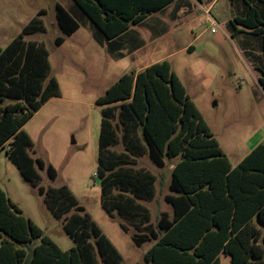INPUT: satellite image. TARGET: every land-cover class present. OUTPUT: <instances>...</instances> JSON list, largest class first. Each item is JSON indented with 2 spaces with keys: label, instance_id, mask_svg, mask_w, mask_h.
<instances>
[{
  "label": "trees",
  "instance_id": "16d2710c",
  "mask_svg": "<svg viewBox=\"0 0 264 264\" xmlns=\"http://www.w3.org/2000/svg\"><path fill=\"white\" fill-rule=\"evenodd\" d=\"M72 1L114 51L115 41L132 27L180 0ZM242 1V15L230 23L233 37L248 33L264 39V0ZM55 9L65 37L79 31L69 11L60 4ZM45 15L40 10L17 38L0 47V150L8 147L10 161L45 197L54 217L63 220L76 247L62 251L0 188V264H123L122 254L67 185L40 186V171L52 181L58 173L32 157L33 141L24 127L61 97L59 82L50 76L49 51L27 40L45 32ZM65 41L59 37L55 44ZM259 82L264 90V78ZM97 105L102 108L96 174L102 207L110 217L118 214L134 225L137 247L154 242L145 264H224V258L230 264H264V143L233 167L168 61L125 74ZM120 145L122 152L116 149ZM143 156L160 169L181 158L166 196L173 215L162 213L156 226L140 202L154 199L157 182L136 167ZM36 240L41 244L33 246Z\"/></svg>",
  "mask_w": 264,
  "mask_h": 264
},
{
  "label": "rangeland",
  "instance_id": "374dc122",
  "mask_svg": "<svg viewBox=\"0 0 264 264\" xmlns=\"http://www.w3.org/2000/svg\"><path fill=\"white\" fill-rule=\"evenodd\" d=\"M212 2L204 0L203 7L197 0H180L132 27L115 41L111 51L110 42L98 34L72 0H0L1 48H6L40 10L46 11L45 32L27 37L49 51L50 76L57 79L61 90V97L50 100L24 127L33 141L32 157L52 165L58 173L52 181L47 171H40V186L48 190L67 185L122 254L123 264H145L144 257L154 242L137 247L132 240L134 225L118 214L110 217L105 212L96 176L102 121L97 100L122 76L168 61L233 167L264 143V90L259 82L264 78V39L248 33L233 37L230 23L235 15H242V0H217L210 8ZM57 4L80 24L71 37H65L57 25ZM179 7L188 12L178 18ZM205 8L219 26L208 22ZM59 37L66 39L60 47L55 44ZM188 46L194 50H184ZM7 149L0 150V188L62 251L76 247L63 220L54 217L45 197L23 178ZM116 149L123 151L121 145ZM180 160L167 161L163 169L147 156L137 160V168L157 179L154 199L140 201L154 226L162 213L173 215L166 196L172 170ZM40 244L41 240H36L33 246ZM223 263L230 264V259L224 258Z\"/></svg>",
  "mask_w": 264,
  "mask_h": 264
},
{
  "label": "crops",
  "instance_id": "0c3cea01",
  "mask_svg": "<svg viewBox=\"0 0 264 264\" xmlns=\"http://www.w3.org/2000/svg\"><path fill=\"white\" fill-rule=\"evenodd\" d=\"M216 1H217V0H213L212 4H210L209 7H210V8H212V7L214 8V4H215ZM183 3H185V2L183 1ZM200 4H201V3H200ZM201 5H202L203 7H205L203 3H202ZM206 10H207V9L205 8V11H206ZM186 12H188V9H187V8H181V7H179V8H178V12H177V16H178V18H179L181 15H185ZM32 19H33V18H32ZM32 19H31V20H32ZM31 20H29V22H28L26 25L23 26L21 32H22L23 29H24V28L30 23ZM21 32H20V34H21ZM20 34H19V35H20ZM19 35H18V36H19ZM18 36H17V37H18ZM17 37H16V38H17ZM12 41H13V40H12ZM184 50H188V51L191 52V51L194 50V47H193V46H188V47H186ZM156 62H157V60H156L154 63H156ZM152 65H153V64H152ZM146 67H148V66H145L144 68H146ZM144 68H142V69H144ZM142 69H141V70H142ZM137 71H140V70L137 69Z\"/></svg>",
  "mask_w": 264,
  "mask_h": 264
},
{
  "label": "built area",
  "instance_id": "2783aa9c",
  "mask_svg": "<svg viewBox=\"0 0 264 264\" xmlns=\"http://www.w3.org/2000/svg\"><path fill=\"white\" fill-rule=\"evenodd\" d=\"M206 14L208 15V22H212L214 24V26H219L218 22L213 18V16L210 13V10L206 11ZM213 32L215 33L216 30L213 29Z\"/></svg>",
  "mask_w": 264,
  "mask_h": 264
}]
</instances>
